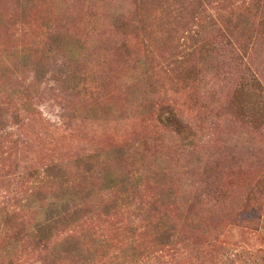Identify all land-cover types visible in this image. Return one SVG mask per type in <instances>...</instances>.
Here are the masks:
<instances>
[{"label": "rangeland", "instance_id": "rangeland-1", "mask_svg": "<svg viewBox=\"0 0 264 264\" xmlns=\"http://www.w3.org/2000/svg\"><path fill=\"white\" fill-rule=\"evenodd\" d=\"M109 168L153 177L71 232L111 245L97 264H124L115 250L163 218L175 236L145 264H264V0H0V224L31 226L50 174L98 187ZM16 245L6 264H74Z\"/></svg>", "mask_w": 264, "mask_h": 264}, {"label": "trees", "instance_id": "trees-1", "mask_svg": "<svg viewBox=\"0 0 264 264\" xmlns=\"http://www.w3.org/2000/svg\"><path fill=\"white\" fill-rule=\"evenodd\" d=\"M54 30L52 29L51 31ZM54 36V38H57L59 33ZM60 38L63 39L60 45L66 46L65 52L67 55L76 60L80 56L79 46L76 45L77 42L66 35H60ZM71 79L72 76H69V80ZM92 82V80L88 79L86 86L92 88ZM24 95L28 99L30 92H26ZM127 153L126 149L120 148L112 152L111 156L102 155L96 159L97 161L94 160L97 163L93 162L91 164L93 160H86V163L89 164V168H87L89 170L86 172H92V169L96 168L101 162L107 161V159H115V162L120 164L126 162L128 160V156L126 157ZM104 156L106 157L105 160ZM162 169L165 170V167L160 166L157 171L159 172ZM50 176L59 183L57 192L46 198L43 195V189L39 188L36 194L23 204L25 208L35 212V221L31 226L18 224L13 213L12 215L5 213L0 229L9 228L13 230L14 234L9 240L0 242V264L11 263V256L14 255L16 244L19 243L41 247L46 250L49 249L50 259L51 257L53 258L51 262L54 263L65 260L74 264H97V257L106 258L105 246L111 248V245L108 242L95 241L92 237L86 238V240L88 239L86 242L82 237H78L71 232L80 226L84 216L92 215L96 210L100 209L104 213L110 214L112 209L123 207L126 202L121 199H124L131 190L133 197L130 202L134 204L135 192L140 181L149 176L153 177L152 175L146 176L141 173L134 178L126 173H117L109 168L107 171L104 170L98 187L93 185L90 180L83 187H75L74 185L70 186L68 171L56 172V174H50ZM130 178L134 180L131 182ZM103 191L111 193L120 191L123 192V196L119 200L116 198L113 201L103 202ZM0 213L3 215L4 212ZM152 229V236L147 240L140 239L138 243L126 247L125 250L116 249L114 259L121 260L124 264H145V261L143 262L144 258L158 251L157 249L172 243L171 240L175 236L174 230L176 229L173 225H169L164 218L159 223H156ZM62 234V238H57ZM128 235V238L133 243V232ZM8 242H11V244H8Z\"/></svg>", "mask_w": 264, "mask_h": 264}]
</instances>
